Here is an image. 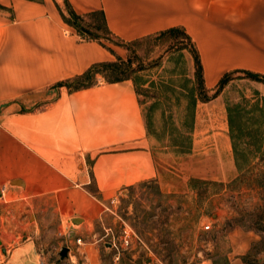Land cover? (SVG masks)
Returning <instances> with one entry per match:
<instances>
[{
  "label": "crops",
  "instance_id": "crops-1",
  "mask_svg": "<svg viewBox=\"0 0 264 264\" xmlns=\"http://www.w3.org/2000/svg\"><path fill=\"white\" fill-rule=\"evenodd\" d=\"M65 1L76 13L101 9L120 43L79 39L61 17V0H0V235L13 234L15 221L33 217L30 235L1 249L2 264L50 261L63 244L41 226L58 227L76 218L77 225L65 231L72 237L88 235L106 201L140 182L162 181L167 169L150 145L130 78L98 80L74 90L61 81L91 63L123 56L122 43L171 26L188 34L209 92L227 72L264 75V0ZM221 101V90L196 100L190 149L208 139L223 148L229 140L233 156L228 101ZM198 132L196 141L192 135ZM235 233L248 240L242 239L237 255L225 264H246L238 255L253 233ZM70 246L81 264H101L97 241Z\"/></svg>",
  "mask_w": 264,
  "mask_h": 264
},
{
  "label": "rangeland",
  "instance_id": "rangeland-1",
  "mask_svg": "<svg viewBox=\"0 0 264 264\" xmlns=\"http://www.w3.org/2000/svg\"><path fill=\"white\" fill-rule=\"evenodd\" d=\"M123 48L120 65L136 87L143 109L152 105L146 133L159 164L167 169L162 181L129 186L106 201L101 218L81 240L97 241L101 264H225L229 256L237 255L234 249L242 239L248 240L236 230L251 231L246 251L238 256L245 263L264 264V82L237 71L221 89V102L241 101L246 107L257 102L260 107L254 115L258 132L240 144L247 164L237 170L229 140L223 148L208 139L194 142L188 152L171 150V138L178 140L188 131L181 113L188 99L184 93L192 89L189 44L179 35L154 33L128 41ZM201 135L198 132L192 139ZM194 168L205 170L194 172ZM190 177L222 184H198L196 192H190L186 186ZM32 221V215L15 221L13 234L0 235V264L5 261L1 249L25 240ZM76 225L68 219L58 227L54 223L41 228L52 231V240L63 244L57 232ZM123 231L131 236L127 247L119 246ZM57 256L55 252L47 259Z\"/></svg>",
  "mask_w": 264,
  "mask_h": 264
},
{
  "label": "trees",
  "instance_id": "trees-1",
  "mask_svg": "<svg viewBox=\"0 0 264 264\" xmlns=\"http://www.w3.org/2000/svg\"><path fill=\"white\" fill-rule=\"evenodd\" d=\"M61 1L64 6V10L60 11L61 17L65 22L73 26L79 39H95L98 41L106 40L113 43H120L119 40L113 37L111 31L108 29L101 9H92L85 13H76L65 0ZM156 34L179 35L180 40H185L190 46L189 52L193 63V78L190 80L192 81V89H189L188 92L186 91L184 93L188 99L181 113L182 123H185L188 131L186 134L181 135V138L178 140L173 138L170 140L172 146L171 150H173V152H188L191 147L190 131L192 128L193 110L196 100H207L210 97L215 96L221 90L224 83L229 79L232 72H227L222 75L213 92L209 93V90L205 87L203 82L201 62H199L197 51L184 28L181 26H171L157 32ZM122 45H125V43H122ZM122 62L123 60L120 56H117L114 60L94 62L80 73L74 74L61 82L68 90H74L95 83L98 81L97 77H100L105 81L129 78L120 65ZM244 72L264 82V75L246 70ZM134 89L135 92L138 93L136 87H134ZM139 102L141 101L139 100ZM150 106L152 105H148L146 110L143 109L146 132L148 131L150 124ZM226 109L234 162L237 170H241L247 163H245L246 151L240 144L242 142L246 144L249 136H253L254 133L258 132V126H255L258 119L254 117V115L255 111L260 110V107L257 106V102L254 104L252 103L251 107H246L241 101H233L227 102ZM252 140H255V138L253 137ZM146 182L152 183L154 181L148 180L138 184H145ZM198 184L216 186L221 185L222 182L190 178L187 183L188 190L190 192H196ZM246 263L252 264L249 261H246Z\"/></svg>",
  "mask_w": 264,
  "mask_h": 264
},
{
  "label": "built area",
  "instance_id": "built-area-1",
  "mask_svg": "<svg viewBox=\"0 0 264 264\" xmlns=\"http://www.w3.org/2000/svg\"><path fill=\"white\" fill-rule=\"evenodd\" d=\"M204 227L207 229L210 227V225L206 224ZM57 235L63 237V246H66V248H67V252H66L67 264H81V262H79L77 260V258L75 257L76 248L75 247L70 248L71 247L70 245H74L77 247L80 244H82L81 238L80 237H72L70 235V233L65 231V229L59 230L57 232ZM130 237L131 236H130L129 232L123 231V234L120 235V237H119V239H120L119 246L120 247H127L129 244ZM110 245L114 248H117L116 244L114 243L113 240H111ZM63 260H65V259H60L57 256L56 259H54L52 261L51 260L50 261H43L41 264H61V263L63 264Z\"/></svg>",
  "mask_w": 264,
  "mask_h": 264
},
{
  "label": "water",
  "instance_id": "water-1",
  "mask_svg": "<svg viewBox=\"0 0 264 264\" xmlns=\"http://www.w3.org/2000/svg\"><path fill=\"white\" fill-rule=\"evenodd\" d=\"M75 220H77V219H76V218H71V219H70V221L73 222V223L76 222ZM66 252H67V248H66L65 246L61 247V248L59 249V252H58V256H59V258H60V259L65 258V257H66Z\"/></svg>",
  "mask_w": 264,
  "mask_h": 264
}]
</instances>
